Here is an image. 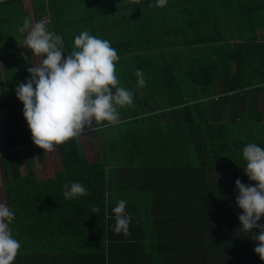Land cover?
Returning <instances> with one entry per match:
<instances>
[{"label": "trees", "instance_id": "1", "mask_svg": "<svg viewBox=\"0 0 264 264\" xmlns=\"http://www.w3.org/2000/svg\"><path fill=\"white\" fill-rule=\"evenodd\" d=\"M149 4L156 0L0 2L10 8L4 24L44 19L62 36L66 54L83 31L108 40L119 56L118 86L133 94L131 105L118 108L126 125L144 123L143 113L151 112L139 94L170 109L169 131L142 136L131 127L127 138L100 144V156L84 151L78 137L57 145L62 171L50 175L46 151L34 145L23 117L18 84L0 85V150L10 151L0 156V175L15 216L9 227L21 244L13 264H264L251 238L259 229L241 230L243 210L235 203L237 179L256 183L243 172L242 150L249 143L264 148V120L251 109L248 123L243 104L232 105L240 91L264 98V0ZM106 124L93 121L85 135L103 136ZM23 146L32 147L37 169L21 176L15 150ZM72 182L89 194L65 200L62 185ZM120 200L131 218L128 235L114 232L112 209Z\"/></svg>", "mask_w": 264, "mask_h": 264}, {"label": "clouds", "instance_id": "2", "mask_svg": "<svg viewBox=\"0 0 264 264\" xmlns=\"http://www.w3.org/2000/svg\"><path fill=\"white\" fill-rule=\"evenodd\" d=\"M131 2L140 5L142 0ZM148 6L163 8L167 0H156L155 5ZM18 31L22 47L30 49L33 57L41 58L38 64L31 63L28 78L15 88L34 145L51 152L55 146L78 137L93 121L119 123L118 108L131 105L133 94L118 86L119 56L108 40L83 31L75 36L73 49L66 54L62 36L48 30L44 21L33 23L26 17ZM135 75L143 87L146 81L142 70L138 69ZM242 157L246 161L243 172L256 183L250 186L239 179L235 181V203L243 210L238 219L244 232L259 229V234L252 232L251 238L258 242L253 251L264 261V224L258 223L264 216V148L249 143L243 148ZM62 187L65 200L89 194L80 182ZM126 205V200H120L112 209L117 234H129L131 218L126 214ZM97 212L99 208L93 207L92 213ZM14 218L13 210L0 203V264H13L21 247L9 227Z\"/></svg>", "mask_w": 264, "mask_h": 264}, {"label": "crops", "instance_id": "3", "mask_svg": "<svg viewBox=\"0 0 264 264\" xmlns=\"http://www.w3.org/2000/svg\"><path fill=\"white\" fill-rule=\"evenodd\" d=\"M27 50V48H26ZM29 67L32 66L31 63L35 64L34 62V57L32 56L31 50L29 49ZM216 91H218V89H216ZM241 91L238 92L239 96L234 98L232 101V105L233 108L236 110L239 109L241 106V103L244 106V109H242L241 111H245L248 113V116H246V120L248 123L252 122V117L250 116V110L254 109L255 112L258 116H260V118L262 120H264V98H263V93L262 92H257L256 94H254L255 98V107L252 103L253 98L250 96H242L241 95ZM139 97H141L145 103H150L144 107H150L151 108V112L145 114L143 113L142 115V120L146 119L144 123L141 124H136L134 126L130 125H126V121H119V123L112 125V124H106V126H104V128L106 129L104 131L103 136L99 135V134H95L94 136H87L85 135V133L87 132H82L80 134V136H78V140L81 142V146L83 148L84 151H88L89 154L91 155H97L100 156L99 150H100V144H106L105 147H109L110 143L113 142V139H122V138H127L128 135V130L131 127L136 128L140 134H142V136H146L149 135L150 133L153 134L154 130L156 129V132H158V128H161V133L164 134L166 130H168L169 128V116L165 117V113H167L166 111L170 110L169 107L168 108H164L165 107V103L162 102L160 100L159 97H156V100L153 101L152 97H150V99H146L145 96H143V94H139ZM240 97V98H239ZM241 99V100H240ZM153 102H156V104H154ZM237 102H239L237 104ZM161 107V109H160ZM243 108V107H242ZM5 113V110H4ZM4 115V114H3ZM235 115H237V111L235 113ZM3 120V119H2ZM169 131V130H168ZM89 132V131H88ZM91 137V138H90ZM0 140H2V143L0 148H3V140H4V133L3 136L0 137ZM19 148V147H17ZM18 156H19V162H20V167L18 168V172L21 176H24L27 173V170L31 171H35L37 169V167L35 166L34 163V156L35 154L32 151V147L27 146L24 147L22 150H18ZM27 157V162L25 163V158ZM46 160H47V169L46 171H48V173L51 175L52 173H58L62 171V167L60 164V159H59V155H58V150L57 147L55 146L54 150L51 152H47L46 151ZM42 177L41 175L39 176V178ZM0 179H1V175H0ZM2 180V179H1ZM2 183L0 181V187H1V193H2V200L0 203L5 204L4 203V196H3V189H2Z\"/></svg>", "mask_w": 264, "mask_h": 264}, {"label": "rangeland", "instance_id": "4", "mask_svg": "<svg viewBox=\"0 0 264 264\" xmlns=\"http://www.w3.org/2000/svg\"><path fill=\"white\" fill-rule=\"evenodd\" d=\"M9 12L10 8L0 9V85L10 90L15 86V83H23L28 78L29 73L27 72V68H29L28 58L30 56L26 52V48H23L21 44L22 37L18 31L20 24L10 27L3 22V19L9 16ZM3 114L4 108L0 105V137L3 136ZM0 143H2V140H0ZM1 200L2 193L0 187V202Z\"/></svg>", "mask_w": 264, "mask_h": 264}, {"label": "built area", "instance_id": "5", "mask_svg": "<svg viewBox=\"0 0 264 264\" xmlns=\"http://www.w3.org/2000/svg\"><path fill=\"white\" fill-rule=\"evenodd\" d=\"M40 21H44V22H45L44 19H41ZM90 130H91V125L86 126V128H85V130H84L83 132H88V131H90ZM22 149H23V147H19V148H17L15 151L22 150ZM8 152H10V151H1V150H0V156H1L3 153H8Z\"/></svg>", "mask_w": 264, "mask_h": 264}, {"label": "water", "instance_id": "6", "mask_svg": "<svg viewBox=\"0 0 264 264\" xmlns=\"http://www.w3.org/2000/svg\"><path fill=\"white\" fill-rule=\"evenodd\" d=\"M3 1H6V0H0V2H3Z\"/></svg>", "mask_w": 264, "mask_h": 264}]
</instances>
